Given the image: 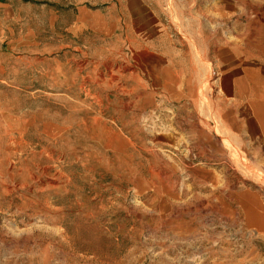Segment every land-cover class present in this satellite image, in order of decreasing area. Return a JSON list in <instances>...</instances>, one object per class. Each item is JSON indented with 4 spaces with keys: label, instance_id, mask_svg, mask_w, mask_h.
<instances>
[{
    "label": "rangeland",
    "instance_id": "obj_1",
    "mask_svg": "<svg viewBox=\"0 0 264 264\" xmlns=\"http://www.w3.org/2000/svg\"><path fill=\"white\" fill-rule=\"evenodd\" d=\"M76 1L0 0V264H264V235L211 208L223 180L264 198V154L210 133L213 64L196 103L140 102L127 51L65 31ZM160 3L197 65L199 32L213 63L237 37L264 62V0Z\"/></svg>",
    "mask_w": 264,
    "mask_h": 264
},
{
    "label": "crops",
    "instance_id": "obj_2",
    "mask_svg": "<svg viewBox=\"0 0 264 264\" xmlns=\"http://www.w3.org/2000/svg\"><path fill=\"white\" fill-rule=\"evenodd\" d=\"M163 6L160 0L76 1L70 4L71 21L65 31L76 39L88 34L98 41L109 40L122 55L127 51L134 58L132 64L127 62L128 69L131 73L140 72L137 85L140 102L145 104L175 100L196 103L198 88L207 75L206 64H213L218 75L213 82L212 104L220 134L210 133L222 150L264 154V62L250 57L237 37L235 42L217 45L213 63L211 37L199 32L192 39L201 56L197 65L190 43L183 42L186 38L179 39L183 47L178 48L167 38ZM10 12L4 8L0 13L5 17ZM5 23L0 17V37ZM198 169L201 168L196 169L195 176L208 175L209 179L203 178L207 185H217L215 176H219L220 167ZM224 182L221 198L211 208H217L221 217L234 215L247 230L264 235L263 195L256 189Z\"/></svg>",
    "mask_w": 264,
    "mask_h": 264
}]
</instances>
